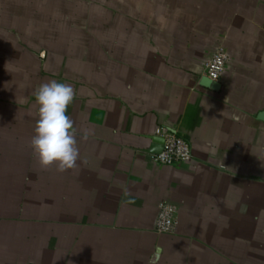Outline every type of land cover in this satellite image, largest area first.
I'll list each match as a JSON object with an SVG mask.
<instances>
[{"label": "crops", "instance_id": "crops-1", "mask_svg": "<svg viewBox=\"0 0 264 264\" xmlns=\"http://www.w3.org/2000/svg\"><path fill=\"white\" fill-rule=\"evenodd\" d=\"M50 80L76 91L64 173L29 146ZM263 111L264 0H0V264H264ZM158 128L192 161L154 162Z\"/></svg>", "mask_w": 264, "mask_h": 264}, {"label": "clouds", "instance_id": "clouds-1", "mask_svg": "<svg viewBox=\"0 0 264 264\" xmlns=\"http://www.w3.org/2000/svg\"><path fill=\"white\" fill-rule=\"evenodd\" d=\"M75 95L73 86L56 80L42 83L35 91L38 119L29 146L43 169L55 166L64 173L77 168L80 151L74 121L67 115Z\"/></svg>", "mask_w": 264, "mask_h": 264}, {"label": "built area", "instance_id": "built-area-1", "mask_svg": "<svg viewBox=\"0 0 264 264\" xmlns=\"http://www.w3.org/2000/svg\"><path fill=\"white\" fill-rule=\"evenodd\" d=\"M230 56L223 45H220L205 64V75L213 81H221L229 63ZM157 134L165 138L161 153L152 154L154 162L163 165L188 163L193 159L192 145L184 136L177 132L158 128ZM178 208L172 202L165 200L159 204L156 219V231L159 234L175 233L178 225Z\"/></svg>", "mask_w": 264, "mask_h": 264}, {"label": "water", "instance_id": "water-1", "mask_svg": "<svg viewBox=\"0 0 264 264\" xmlns=\"http://www.w3.org/2000/svg\"><path fill=\"white\" fill-rule=\"evenodd\" d=\"M202 85L214 90H220L222 88L220 81H213L207 76L203 77ZM260 118L264 120V111L260 113ZM152 139L154 141L151 148L152 152L156 154L161 153L164 149L165 138L163 136H153Z\"/></svg>", "mask_w": 264, "mask_h": 264}]
</instances>
